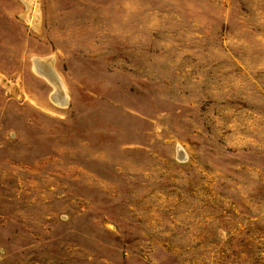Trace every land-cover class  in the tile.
<instances>
[{
    "label": "rangeland",
    "instance_id": "rangeland-1",
    "mask_svg": "<svg viewBox=\"0 0 264 264\" xmlns=\"http://www.w3.org/2000/svg\"><path fill=\"white\" fill-rule=\"evenodd\" d=\"M0 264H264V0H0Z\"/></svg>",
    "mask_w": 264,
    "mask_h": 264
}]
</instances>
